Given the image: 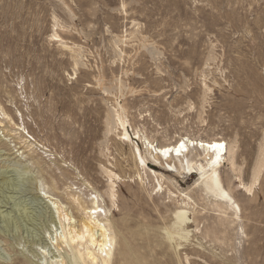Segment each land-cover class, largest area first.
Returning <instances> with one entry per match:
<instances>
[{
	"label": "rangeland",
	"instance_id": "1",
	"mask_svg": "<svg viewBox=\"0 0 264 264\" xmlns=\"http://www.w3.org/2000/svg\"><path fill=\"white\" fill-rule=\"evenodd\" d=\"M53 33L79 47L77 67ZM0 105L15 123L0 112V169L26 164L63 204L72 189L88 199L89 184L105 207L102 168L119 176L108 220L117 241L113 264H122L123 239L132 263L264 264V0H0ZM119 107L131 136L142 130L158 144L183 135L227 142L235 169L225 163L221 177L240 208L241 227L200 191L197 175L152 166L140 141L149 170L138 169L131 145L109 132ZM36 158L47 170L38 171ZM152 169L163 176L162 191ZM3 187L0 200L13 197L19 210L7 231L0 223V264H46L47 251L42 259L27 243L39 223L18 215L21 208L37 214L42 205L32 203L33 193ZM170 193L196 204L190 243L176 252L162 233L177 206Z\"/></svg>",
	"mask_w": 264,
	"mask_h": 264
},
{
	"label": "bare ground",
	"instance_id": "2",
	"mask_svg": "<svg viewBox=\"0 0 264 264\" xmlns=\"http://www.w3.org/2000/svg\"><path fill=\"white\" fill-rule=\"evenodd\" d=\"M52 38H55L64 49L70 51L74 60V65L77 67V58L80 55L78 51L75 50L79 47L76 49L74 48L75 50L73 47H68L62 42V39L56 33H53ZM208 92H210V88L204 85L203 94L206 95ZM119 109L120 111H114L112 120L114 127L112 129L109 128V132L113 129L115 131H119L117 133L118 140L131 145L132 158L138 169L143 171L144 174L147 170H149L147 158L142 155L141 149L139 148L138 142L140 141L145 152L153 162L152 166L162 168L167 173L184 174L187 172L190 176L193 174L197 175V182H199L198 186L200 191H203L206 197L213 198L217 205L223 206L228 212H230L234 218L232 223L235 222L234 224H238V227H241V224H239L240 208L233 197L226 191L221 177V170L225 163L229 162L231 169H235V164L232 161L233 151L227 142L217 137L203 139L200 137H189L187 135H183L179 137L177 136L178 138L172 142H163V144H158L154 140L155 137L153 135L149 137L146 132L141 133L142 130L133 133V136H131L126 129L128 120L125 116L124 109L123 107H119ZM0 112L2 113L4 119L7 120L8 125H15L13 118L10 117L9 109L0 105ZM0 127H5L1 120ZM16 130L18 129H13V131ZM140 133L142 135H140ZM155 135H158V133ZM24 144V148H28L29 151L32 150V144ZM29 160L31 161L32 158ZM32 164H34L41 173L47 170L45 169L46 164L42 163V161L38 158H36V162ZM47 168L52 173L49 175L51 182H57L53 176L54 173L51 171L50 166H47ZM259 168L261 169L260 162L259 167H256V169L254 168V177H252L254 178V182H257L259 179L261 171L258 170ZM29 169L30 168L26 164H19V166L14 168L12 171L0 169V188L5 185L8 187L15 186V188L20 191L25 190L23 192L28 191L33 193L31 195L32 203L42 205L43 209L37 214H32L31 211L30 213L27 212L26 208H21L23 213L18 214H24V217L28 219V221L31 223L38 222L39 224L37 226L40 225L39 235L37 234L36 237L34 236L35 238L31 236V240H27V243H29V251L37 257L42 256L41 254L47 251L49 258L45 261L46 264H113L117 241L116 235L112 231L108 220L111 213L114 212L115 208H117L115 180H118L119 176L107 168H102L108 177L107 190L105 191V196L109 202L108 207L101 204L100 194L89 184H87V187L90 188L89 194L87 195L88 199L83 200L79 196H76V193H73L72 190L77 189H72L66 193L65 204H63L57 198L48 195L49 193L45 191L46 186L43 183L41 175L32 177L33 175ZM10 172H13L15 175L12 179L8 176ZM150 174L153 175V178L157 182L158 191H162V174L156 173L153 169L150 171ZM138 178L140 182H143V178L140 175H138ZM240 186L246 191V193L249 194L252 192L250 186L248 187L243 183H240ZM55 188H57V186ZM170 194L171 198L177 203V206L171 213V222L168 227L162 229V233L164 234L165 239L170 243L173 251L176 252L183 246L190 243L192 233L190 225L194 222L192 221L190 214H194L196 212V209L193 210L196 207V204L190 196L186 194H182L180 196L174 195L173 193ZM5 199H7V197ZM13 199V197L9 196L5 203L0 200V204L5 205L3 206L4 208H6V205H11V209L6 208L5 211H0V223H5L3 227L5 231H7L9 228L8 226L11 225V222H9V220H12L10 219V214L19 210H17L18 203H12L11 200ZM3 207H0V209ZM8 209H10V211L6 212ZM197 213L200 215L201 211H198ZM12 218L15 217L12 216ZM28 232L29 231H27V233ZM135 234L137 233L132 235ZM17 236L19 235L17 234ZM144 238H147V235ZM18 241L19 240H17V242ZM131 254L133 253L130 250L127 239H123V250L119 251L122 264H144L139 259H135L133 263L129 262L128 258ZM22 264H28V261L27 263L23 262Z\"/></svg>",
	"mask_w": 264,
	"mask_h": 264
}]
</instances>
